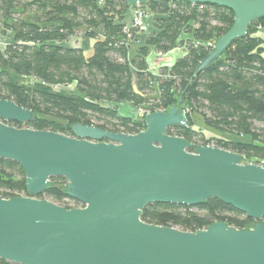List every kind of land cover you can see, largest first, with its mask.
Segmentation results:
<instances>
[{
	"label": "trees",
	"instance_id": "obj_1",
	"mask_svg": "<svg viewBox=\"0 0 264 264\" xmlns=\"http://www.w3.org/2000/svg\"><path fill=\"white\" fill-rule=\"evenodd\" d=\"M139 8L153 17L154 27L142 40L138 37L145 32L140 29H131L129 39L126 27L135 9L120 0H0V35L11 38L0 48V99L35 114L26 128L67 137L73 136L74 124L130 135L145 131V120L119 116L117 106L125 102L135 108L146 106L151 113L176 106L182 109L184 104L187 125L170 128L169 135L237 153L246 164H263L264 36L260 28L264 29V19L209 69L197 74L213 49L212 42L233 27L234 13L184 2L150 1ZM78 33L94 41L92 56L87 57L81 47L62 45ZM178 48L186 51L183 57L158 73L151 72L152 52L164 55ZM69 86L75 89L56 90ZM193 115L223 137L196 130ZM67 185L65 178H53L51 187L38 197L66 209L82 208L67 196ZM28 196L27 177L20 165L0 159V197ZM141 219L192 233L221 222L237 230L258 224L218 198L196 207L152 204ZM0 264L12 263L0 260Z\"/></svg>",
	"mask_w": 264,
	"mask_h": 264
},
{
	"label": "water",
	"instance_id": "obj_2",
	"mask_svg": "<svg viewBox=\"0 0 264 264\" xmlns=\"http://www.w3.org/2000/svg\"><path fill=\"white\" fill-rule=\"evenodd\" d=\"M214 5L232 11L233 27L213 44L209 69L264 19V0H120ZM35 114L0 99V159L20 165L28 197H0V260L12 264H264V167L237 153L197 146L168 130L187 125L180 106L146 116L136 134L74 124L72 137L24 127ZM14 123L23 128L11 127ZM65 178L82 208L40 200L51 179ZM218 198L258 222L226 223L195 233L147 224L152 204L196 207Z\"/></svg>",
	"mask_w": 264,
	"mask_h": 264
},
{
	"label": "rangeland",
	"instance_id": "obj_3",
	"mask_svg": "<svg viewBox=\"0 0 264 264\" xmlns=\"http://www.w3.org/2000/svg\"><path fill=\"white\" fill-rule=\"evenodd\" d=\"M151 19L153 22L152 16H149L145 22L146 32L143 33L144 36L151 35L154 32L153 23L151 21H148ZM148 27H150L152 30H149ZM260 31H262L264 33V29L260 28ZM188 37H185V38H188ZM10 42H11L10 37H2L0 35V48L4 49ZM214 42H212V43L214 44ZM139 44H141V42H139ZM213 44H212V46H213ZM62 45L65 47H81L84 49L85 55L87 57H90L93 54L94 41L88 40L82 33L76 34L74 37H71L66 42L62 43ZM134 46L135 47L131 53L132 56L135 55L137 45H134ZM184 53H186V51L183 48H178L175 51H173L169 54H164V55L158 54L156 52H152L150 57L148 58L151 72L158 73L159 69L161 67L172 66L176 62V60H178L179 58H181L185 55ZM19 81L21 83H31L32 80L31 79H19ZM74 89H75L74 86L57 87L56 88V90H58V91H62V90L73 91ZM182 109H186L184 104H182ZM117 110H118V114L120 117H122L124 119H128V120H145L146 116L151 113V112H149L148 107H146V106L141 107V108H135L126 102L118 105ZM187 113H188V111H187ZM192 118H193L192 126L196 130L203 131L210 136L223 137V135L221 133L216 132V131L211 130L208 127H206L204 124V121L202 120V118L200 116L193 115ZM24 127H26V125ZM37 198L40 200H43L39 197H37ZM69 206L72 207V206H74V204H69Z\"/></svg>",
	"mask_w": 264,
	"mask_h": 264
},
{
	"label": "built area",
	"instance_id": "obj_4",
	"mask_svg": "<svg viewBox=\"0 0 264 264\" xmlns=\"http://www.w3.org/2000/svg\"><path fill=\"white\" fill-rule=\"evenodd\" d=\"M149 15L145 10L136 8L134 10V16L131 21L127 24L126 33L128 34L129 39L131 38L130 32L131 29H140L142 32H146L145 22ZM210 147H214V145H208ZM260 166L264 167V163L260 164Z\"/></svg>",
	"mask_w": 264,
	"mask_h": 264
},
{
	"label": "crops",
	"instance_id": "obj_5",
	"mask_svg": "<svg viewBox=\"0 0 264 264\" xmlns=\"http://www.w3.org/2000/svg\"><path fill=\"white\" fill-rule=\"evenodd\" d=\"M133 16H134V11H132L130 14H129V17H128V23L131 21V19L133 18ZM148 21H151L152 22V19L151 20H148ZM153 23V22H152ZM149 25V24H148ZM148 29L149 30H152L150 27H148ZM260 34H262V35H264V33L262 32V31H260ZM144 35H140L139 37H138V39H140V40H142V39H144ZM139 44V43H138ZM185 54V53H184Z\"/></svg>",
	"mask_w": 264,
	"mask_h": 264
}]
</instances>
